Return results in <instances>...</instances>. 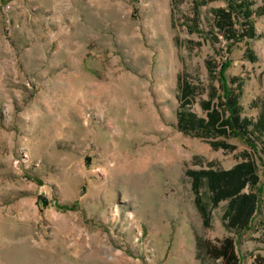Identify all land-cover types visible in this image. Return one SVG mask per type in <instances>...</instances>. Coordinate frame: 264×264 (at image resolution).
<instances>
[{"label":"rangeland","instance_id":"obj_1","mask_svg":"<svg viewBox=\"0 0 264 264\" xmlns=\"http://www.w3.org/2000/svg\"><path fill=\"white\" fill-rule=\"evenodd\" d=\"M217 7L231 2L0 0V264H221L197 242L226 236L238 264L264 258L258 216L237 233L221 201L205 226L187 174L248 155L264 208V136L255 151L225 137L236 146L225 151L209 143L222 136L177 128L186 82L185 108L206 116L218 85L207 61L243 81L242 115L264 111V15L252 16L254 38L231 41Z\"/></svg>","mask_w":264,"mask_h":264},{"label":"trees","instance_id":"obj_2","mask_svg":"<svg viewBox=\"0 0 264 264\" xmlns=\"http://www.w3.org/2000/svg\"><path fill=\"white\" fill-rule=\"evenodd\" d=\"M231 7H217L213 9L215 26L225 34L228 40L252 39L256 36L253 15H264V0L254 7V0H229ZM200 3L196 2L198 6ZM242 18L241 30L235 27L234 14ZM190 27L197 26V18ZM192 30L196 31V28ZM245 57L251 61L257 60V55L246 42ZM210 72L218 82L212 86L209 92L210 98L203 100L202 106L206 116H198L185 108L194 96L196 86L189 83L181 85V106L176 112L177 128L184 133L199 136H222L223 138L210 140L213 148H221L232 151L235 145L228 142L225 137L241 135L247 140L251 148L257 149L256 142L264 136V111L256 116L242 115L240 98L243 93V81L238 76L230 79L224 74L227 62L217 64L207 61ZM180 80V78H178ZM264 79V73H263ZM180 83V82H179ZM235 84V85H233ZM217 98V102H212ZM264 150V146L262 147ZM187 174L191 177L193 191L195 192V204L202 216L205 226L210 225L211 210L221 201H227L223 213V221L226 227L237 233L249 228L256 216L264 237V208H261L259 194L254 191L260 181L258 166L255 160L248 155L234 163L229 168L214 167L212 162L207 167L190 169ZM38 206H44L43 199L38 201ZM59 208H73L75 206L58 205ZM205 256L212 260L220 259L221 264H238L240 256L237 253L236 242L226 236L223 239L212 242L205 240L197 242ZM200 249V248H199ZM251 264H264V258L255 256Z\"/></svg>","mask_w":264,"mask_h":264},{"label":"built area","instance_id":"obj_3","mask_svg":"<svg viewBox=\"0 0 264 264\" xmlns=\"http://www.w3.org/2000/svg\"><path fill=\"white\" fill-rule=\"evenodd\" d=\"M5 9H7V10H8V9H9V5H6V6H5ZM6 23L9 25V23H10V20H9V18H7V19H6Z\"/></svg>","mask_w":264,"mask_h":264}]
</instances>
